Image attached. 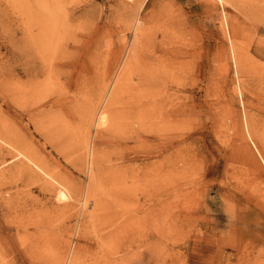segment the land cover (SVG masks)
I'll return each instance as SVG.
<instances>
[{"label":"rangeland","instance_id":"1","mask_svg":"<svg viewBox=\"0 0 264 264\" xmlns=\"http://www.w3.org/2000/svg\"><path fill=\"white\" fill-rule=\"evenodd\" d=\"M161 59L165 130L110 147ZM0 133V264H264V0H0Z\"/></svg>","mask_w":264,"mask_h":264},{"label":"bare ground","instance_id":"2","mask_svg":"<svg viewBox=\"0 0 264 264\" xmlns=\"http://www.w3.org/2000/svg\"><path fill=\"white\" fill-rule=\"evenodd\" d=\"M219 2H221V0H218ZM225 17V16H224ZM40 22V21H39ZM24 25V24H23ZM22 25V26H23ZM32 26L34 25V24H31ZM37 25H39V29L41 30V28H43V26H42V24H40V23H38ZM47 25V24H46ZM34 26H36V24L34 25ZM33 26V27H34ZM24 27V26H23ZM28 27V26H27ZM32 27V28H33ZM51 27V26H50ZM24 28H26V27H24ZM29 28V27H28ZM29 29H31V28H29ZM53 28H51V30H52ZM26 29H24V31H25ZM43 30H45V26H44V28H43ZM42 30V31H43ZM49 31V30H48ZM28 32H29V30H28ZM30 32H32V29H31V31ZM29 32V33H30ZM41 32V31H40ZM49 32H51V31H49ZM53 32V31H52ZM25 33H27L26 31H25ZM37 33H39V32H37ZM41 33H44V32H41ZM46 33V32H45ZM54 33V32H53ZM35 34V33H34ZM40 34V33H39ZM51 34V33H50ZM30 35H32V33L30 34ZM46 35V34H45ZM36 36V35H35ZM49 36V35H48ZM29 37H31L32 38V36H29V34H28V39H29ZM36 37H38V34H37V36ZM39 37H40V35H39ZM38 37V39H40ZM26 39H27V37H26ZM25 39V40H26ZM27 39V40H28ZM45 39V38H44ZM44 39H42V40H44ZM34 40V39H33ZM36 40V39H35ZM71 40H73L72 38H71ZM29 41V40H28ZM32 40H30L28 43H30ZM38 42V41H37ZM39 44H38V46L39 45H41L40 44V41L38 42ZM30 45H32V42H31V44ZM29 45V46H30ZM76 45V44H75ZM28 46V47H29ZM34 46H35V43H34ZM34 46H33V49L35 50V48H34ZM77 47V46H76ZM31 48V47H30ZM32 49V48H31ZM32 49V50H33ZM76 49V48H75ZM40 50V49H39ZM39 50H38V52H39ZM36 52H37V50H35ZM74 51V50H73ZM72 51V52H73ZM28 49H26L25 48V51H23V54L24 55H27V57L29 56L28 55ZM33 54V53H32ZM39 54V53H38ZM72 54V53H71ZM99 54V53H98ZM131 58H132V56H130ZM26 58V57H25ZM31 58V57H30ZM63 58H65L64 56H63ZM45 60V59H44ZM69 61V60H68ZM45 62V61H44ZM95 62V61H94ZM132 62V61H131ZM70 63V62H69ZM68 63V64H69ZM90 63V62H89ZM168 63V62H167ZM67 64V63H66ZM96 64H97V62H96ZM125 65H126V63H124ZM178 64V63H177ZM173 65V64H172ZM46 66H48V65H46ZM72 66V65H71ZM88 67V66H87ZM90 67H91V65H90ZM96 67V66H95ZM47 68V67H46ZM67 68V67H66ZM73 68V67H72ZM178 68H179V66H178ZM50 69V68H49ZM48 69V70H49ZM59 69H61V68H59ZM80 69V68H79ZM155 70H154V73L156 74V80H158V85L159 86H153V88H152V86L151 85H149V91H150V93H152V94H154L156 91L158 92V94L155 96V99H156V101L154 102V103H149L147 100V103H141L142 101H143V98H141V99H139V98H134V101H132V102H130L129 103V105H128V107L125 109V110H114L113 109V106H114V104H115V102H116V100H117V97H118V94H119V92H120V89H121V87H122V84H123V79H121L120 80V84H116L115 85V87H114V89H113V91H112V93L110 94V96H109V98H108V100L106 101V104H105V106H104V108L101 110V112H100V114H99V118H98V125L97 126H104V129H102L99 133H100V135L102 134V133H104V134H112V135H115V138H113V140H108V142H110L109 143V146L111 147V144L112 145H115V141L116 142H118V143H120V145H122L123 146V149H125L126 151H132L133 150V147H131V144H136L137 142L142 146V148H144V150H146L147 149V145H148V138H149V134L152 132V130H153V126H156V131L158 132V133H162L164 130H165V125H166V121H165V119H166V97H165V94H164V90H163V85H164V80H163V78H164V74H165V72H166V70H167V68H166V61L164 62L162 59L161 60H157V64H156V67L154 68ZM176 69H177V67H176ZM12 70V69H11ZM70 70V69H69ZM91 70V69H90ZM177 70H179V69H177ZM41 71V70H40ZM75 71V70H74ZM8 73V72H7ZM94 73H95V71H94ZM11 74V73H10ZM72 74H74V73H72ZM85 75V74H84ZM104 75V74H103ZM69 76H72V75H69ZM80 76V75H79ZM137 76V75H136ZM75 77V76H74ZM170 77V76H169ZM78 78V77H77ZM113 78H114V76H113ZM65 79V78H64ZM68 79H70V77L68 78ZM72 79H73V77H72ZM78 80H79V78H78ZM113 80V79H112ZM137 80V79H136ZM155 80V81H156ZM70 81V80H69ZM98 82V81H97ZM132 82V81H131ZM147 82H148V80L146 79V76L144 75V74H142V75H140V77L138 78V85H143V84H146L147 85ZM110 83V82H109ZM137 85V86H138ZM134 86V85H133ZM139 87V86H138ZM141 88V87H140ZM175 88V87H174ZM110 90H108V92H109ZM168 91V90H167ZM103 92V91H102ZM107 93V92H106ZM122 94V93H121ZM172 94V93H171ZM106 95V94H105ZM107 96V95H106ZM12 97V98H11ZM131 98H132V96H131ZM8 99H11V101H12V99H13V87H12V85L10 84V85H8ZM136 99H138V101H136ZM151 99V98H150ZM103 100H105V99H103ZM140 100H141V102H140ZM96 102V101H95ZM10 103V102H9ZM97 103V102H96ZM101 104H103V102L101 103ZM16 108V107H15ZM8 109L10 110V107H8ZM177 110V109H176ZM97 111H98V107H96V106H91V109H90V112H89V114H87V118L86 119H88V121L86 122V123H88L90 120H92V118L94 117V115L97 113ZM173 115V114H172ZM97 118H96V120H97ZM21 119V118H20ZM86 119L84 118V120L86 121ZM24 120V119H23ZM169 120V119H168ZM51 123H53V122H51ZM54 124V123H53ZM94 124V123H93ZM9 125V124H8ZM23 125V124H22ZM49 125V124H48ZM87 125V124H86ZM96 126V127H97ZM11 126L9 125V128H10ZM29 127V126H28ZM6 128H7V126H6ZM101 128V127H100ZM11 129V128H10ZM15 130V129H14ZM17 131H19V130H17ZM5 132V131H4ZM10 132V131H9ZM35 132V131H34ZM40 132V131H39ZM27 133V132H26ZM1 134V133H0ZM13 134V133H12ZM17 134V133H16ZM19 135V134H18ZM112 135H110V136H112ZM117 135V136H116ZM3 136V135H2ZM1 136V137H2ZM13 136V135H12ZM15 136V135H14ZM13 136V137H14ZM21 136V135H20ZM40 136V135H39ZM4 137H5V135H4ZM8 139L9 140H11V136H10V133L8 134ZM13 137H12V139H13ZM43 137V136H42ZM151 137V136H150ZM153 137H154V135H153ZM158 137V136H157ZM16 138V137H15ZM19 138V137H18ZM99 138H101V136H99ZM5 139V138H4ZM7 139V140H8ZM39 139V138H38ZM151 139H153V138H151ZM17 140H19V139H17ZM157 140V139H156ZM15 141V140H14ZM152 141V140H151ZM3 142H4V140H3ZM8 143V142H7ZM14 142H12L11 141V143L8 145V144H6V145H8V146H10V145H12L13 147H21V146H19V144H16V143H14ZM20 143V142H19ZM89 143V142H88ZM23 144V143H22ZM25 144H27L26 142H25ZM42 144V143H41ZM79 144V143H78ZM26 146V145H25ZM43 146V145H42ZM41 146V147H42ZM48 146V145H47ZM80 146V145H79ZM84 146V145H83ZM108 146V145H107ZM49 147V146H48ZM52 147V146H51ZM106 147V146H105ZM8 148V147H7ZM7 148H4V149H7ZM10 148V147H9ZM24 148V147H23ZM43 148H46V147H43ZM80 148V147H79ZM2 149V148H1ZM22 148H20V150H21ZM10 150H13V149H10ZM15 151H16V149H14ZM17 150H18V148H17ZM19 150V151H20ZM23 150V149H22ZM29 150V149H28ZM5 151H7V150H5ZM153 151V150H152ZM151 151V152H152ZM8 152V151H7ZM11 152V151H10ZM10 152H8V153H10ZM23 152V151H22ZM49 152V151H48ZM122 152V151H121ZM165 152V151H164ZM13 153V152H12ZM17 153V152H16ZM29 153V152H28ZM142 153V152H141ZM153 153V152H152ZM7 153H5V155H6ZM14 154V153H13ZM30 154H32V153H30ZM51 154V153H50ZM19 156H23V153H19L18 154ZM17 155V156H18ZM87 155V154H86ZM4 156V155H3ZM26 156V155H25ZM29 156V155H28ZM34 156V155H33ZM77 156V155H76ZM143 156V155H142ZM9 157V156H8ZM11 157V156H10ZM13 157V156H12ZM30 157V156H29ZM141 157V156H140ZM146 157V156H145ZM14 158V157H13ZM17 158H19V157H16V159ZM23 158V157H22ZM21 157H20V159H21V161L23 160V159H25V158H23L22 159ZM31 158V157H30ZM43 158V157H42ZM12 159V158H11ZM35 159H36V157H35ZM40 159V158H39ZM44 159H45V157H44ZM126 159V158H125ZM6 160V159H5ZM5 160L3 159V160H1V162H0V165L2 166L3 164H4V162H5ZM27 160H28V158H27ZM27 160H25V161H27ZM33 160V159H32ZM37 160V159H36ZM10 161V160H9ZM12 161V160H11ZM14 161H15V159H14ZM35 161V160H34ZM45 161V160H44ZM48 161V160H47ZM46 161V162H47ZM138 161V160H137ZM7 162V161H6ZM16 162V161H15ZM14 162V163H15ZM17 162H18V159H17ZM17 162H16V164L15 165H17ZM23 162V161H22ZM96 162V161H95ZM10 163V162H9ZM13 163V162H12ZM20 163V162H19ZM18 163V164H19ZM28 163V162H27ZM38 163V165H39V167H42L40 164H39V162H37ZM49 163V162H48ZM121 163V162H120ZM21 164V163H20ZM35 163L33 162V166H38V165H34ZM41 164H43V162H41ZM47 164V163H46ZM159 164V163H158ZM9 165H11V163L9 164ZM28 165V164H27ZM31 165V164H30ZM48 165V164H47ZM121 165V164H120ZM4 167H5V165H3ZM11 166H14L13 164L11 165ZM19 166V165H18ZM15 167V166H14ZM13 167V170L15 169ZM144 167H145V169H146V167L147 166H145L144 165ZM26 168H28V169H31V168H29L28 166H25L24 164H23V167H19V168H17L16 170H15V172L17 173V176H20V178H22V179H24V177H26L27 178V180H28V178L30 177V174L31 173H34V172H30V171H28V169H26ZM43 168V167H42ZM163 168V167H162ZM2 169H4L3 167L1 168V171H2ZM9 168H7V165H6V169H4L5 171L6 170H8ZM45 169H47V168H45ZM92 169V168H91ZM164 169V168H163ZM162 169V170H163ZM3 170V171H4ZM54 170V169H53ZM11 171H12V169H11ZM33 171H35V170H33ZM40 171V170H39ZM48 171V170H47ZM52 171V170H51ZM150 171V170H149ZM8 172V171H7ZM7 172H4L5 174L7 173ZM13 172V171H12ZM29 172V173H28ZM54 172V171H53ZM3 173V172H2ZM3 173V174H4ZM49 173V172H48ZM126 173V172H125ZM9 174V173H8ZM37 174V173H36ZM12 175V174H11ZM11 175H9L10 177H11ZM15 175V174H14ZM14 175H12V176H14ZM42 175H44V174H42ZM54 175V174H53ZM127 175V174H126ZM0 176H1V174H0ZM6 176V175H5ZM31 176H32V174H31ZM45 176V175H44ZM2 177V176H1ZM7 177H8V175H7ZM6 177V178H7ZM15 177H16V175H15ZM39 177V176H38ZM41 177V176H40ZM53 177V176H52ZM159 177V176H158ZM3 178V177H2ZM9 178V177H8ZM59 178V177H58ZM1 179V178H0ZM4 179H5V177H4ZM10 179V178H9ZM35 179V178H34ZM33 179V180H34ZM159 179V178H158ZM2 180L3 179H1V182H2ZM11 180V179H10ZM33 180H31V181H33ZM26 181V180H25ZM40 181V180H39ZM43 181H44V179H43ZM47 181V180H46ZM5 182V181H4ZM9 182V181H8ZM35 182V180L33 181V183ZM50 182V181H49ZM31 184V185H34V184ZM37 183V182H36ZM39 183V182H38ZM37 183V184H38ZM126 183V182H125ZM38 185H40V184H38ZM42 185H43V183H42ZM42 185H40V187L42 186ZM13 186H15V185H13ZM19 186V185H18ZM22 186H24V185H22ZM30 186V185H29ZM36 186V185H35ZM45 186V185H44ZM51 186V185H50ZM10 187V186H9ZM37 187V186H36ZM35 187V188H36ZM47 187V186H46ZM11 188V187H10ZM34 188V187H33ZM12 189V188H11ZM21 189V188H20ZM41 189V188H40ZM44 189V188H43ZM42 189V190H43ZM47 189H49V188H47ZM8 191V190H7ZM15 191H16V189H15ZM14 192V191H13ZM39 192V191H38ZM19 193H21V192H19ZM46 193V192H45ZM39 194V193H38ZM42 194V193H41ZM46 195H48L47 193H46ZM13 196V195H12ZM19 196V195H18ZM22 196V195H21ZM51 196V195H50ZM49 196V197H50ZM97 196V195H96ZM46 199V198H45ZM52 200V199H51ZM50 201V200H49ZM47 204V203H46ZM48 205V204H47ZM7 206V205H6ZM43 206H45V205H43ZM50 207V206H49ZM38 212V211H37ZM121 228V227H120Z\"/></svg>","mask_w":264,"mask_h":264},{"label":"snow or ice","instance_id":"3","mask_svg":"<svg viewBox=\"0 0 264 264\" xmlns=\"http://www.w3.org/2000/svg\"><path fill=\"white\" fill-rule=\"evenodd\" d=\"M192 71H193V74H195L196 69H193ZM62 199H66V197H62ZM17 264H29V261L25 258H21L17 261Z\"/></svg>","mask_w":264,"mask_h":264}]
</instances>
